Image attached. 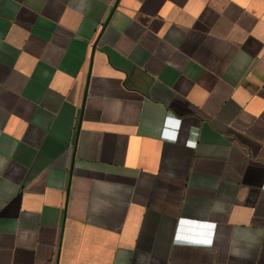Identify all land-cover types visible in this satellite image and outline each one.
<instances>
[{
    "label": "crops",
    "instance_id": "obj_1",
    "mask_svg": "<svg viewBox=\"0 0 264 264\" xmlns=\"http://www.w3.org/2000/svg\"><path fill=\"white\" fill-rule=\"evenodd\" d=\"M0 264H264V0H0Z\"/></svg>",
    "mask_w": 264,
    "mask_h": 264
}]
</instances>
